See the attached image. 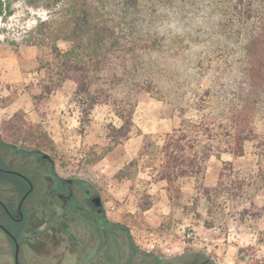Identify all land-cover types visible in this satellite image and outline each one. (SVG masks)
<instances>
[{"label":"rangeland","instance_id":"obj_1","mask_svg":"<svg viewBox=\"0 0 264 264\" xmlns=\"http://www.w3.org/2000/svg\"><path fill=\"white\" fill-rule=\"evenodd\" d=\"M197 7L178 5L171 12L166 6L160 10L153 4L144 6L155 20L164 22L160 31L168 37L162 51L137 58L147 62L154 87L138 95L130 132L135 138L142 133L136 151L131 149L136 142L127 145L124 136L115 142L107 137L106 126L122 122L108 104L97 105L92 123L85 125L84 134L78 132L81 114L71 98L77 76L70 73L61 88H53L60 77L50 48L25 43L29 31L51 11L43 3L1 0L0 138L21 149L46 153L61 175L84 178L97 186L106 198L109 216L130 228L142 250L151 254L148 260L158 257L177 264L180 256L198 252L215 264H264V188L256 197L259 214L250 215L226 195L209 203L196 194L192 177L178 180L170 191L168 183L158 178L163 163L159 147L166 133L179 126L181 110L197 118L193 106L197 93L213 84L212 75L206 73L196 90L186 89L190 77L185 71L195 65L196 54L205 47L184 41L191 33L196 38V30L207 25ZM59 45L67 49L66 43ZM105 148L106 156L93 162L91 152ZM245 148L249 158L238 162L241 168L250 163L252 142L247 141ZM220 159L212 156L208 162L210 176L217 165L221 171ZM205 184L209 186L210 180L205 178ZM145 202L151 203L147 210H143Z\"/></svg>","mask_w":264,"mask_h":264},{"label":"trees","instance_id":"obj_2","mask_svg":"<svg viewBox=\"0 0 264 264\" xmlns=\"http://www.w3.org/2000/svg\"><path fill=\"white\" fill-rule=\"evenodd\" d=\"M27 1L32 6L43 3L51 11L29 31L25 43L50 48L60 77L53 88H61L70 73L77 76L71 98L81 114L78 132L84 134L85 125L92 123L97 105L108 104L122 121L106 126L107 137L114 142L118 136L129 138L139 92L154 87L147 62L137 58L162 51L168 37L160 31L164 22L155 20L144 6L153 4L159 10L166 6L176 12L178 5H197L207 25L196 30V38L191 33L184 41L205 47L185 71L190 77L186 89L196 90L206 73L213 84L197 93L193 102L197 118L181 110L179 126L166 133L159 147L163 163L158 178L170 191L178 180L192 177L196 194L209 203L226 195L247 214H259L256 197L264 188V0ZM61 42L67 44L66 50L60 48ZM247 141L252 142L250 163L241 168L238 162L249 158ZM101 150L91 152L93 162L108 153V148ZM223 153L233 159L223 161L219 183L207 186L208 162ZM150 207L145 202L143 210Z\"/></svg>","mask_w":264,"mask_h":264},{"label":"flooded vegetation","instance_id":"obj_3","mask_svg":"<svg viewBox=\"0 0 264 264\" xmlns=\"http://www.w3.org/2000/svg\"><path fill=\"white\" fill-rule=\"evenodd\" d=\"M150 255L109 216L97 186L0 138V264H168ZM177 264L215 263L192 252Z\"/></svg>","mask_w":264,"mask_h":264},{"label":"crops","instance_id":"obj_4","mask_svg":"<svg viewBox=\"0 0 264 264\" xmlns=\"http://www.w3.org/2000/svg\"><path fill=\"white\" fill-rule=\"evenodd\" d=\"M74 90V87H73V89H72V91ZM175 127H178L177 125L175 126ZM173 130V129H172ZM142 135V133H140V135H138L137 136V138H135L134 136H129V138L127 139V145H132L133 144V142H136V148H131V149H136V151L138 150L137 148L139 147L138 145H140V144H138L139 143V137ZM224 155H227V157L226 158H224ZM221 158V159H220ZM219 159H220V161H225V160H232L233 159V157H232V155L231 154H228V153H223L222 155H221V157H220ZM211 159V158H210ZM210 161V160H209ZM209 168H210V164H209V167H207V176H206V180L208 181V179L210 180V184H209V186H214V185H216L218 182H219V173H220V170H219V166L217 165V166H215V168H217V172L215 173V175L213 174V175H209ZM156 206H158L157 204H155ZM154 206V205H153Z\"/></svg>","mask_w":264,"mask_h":264}]
</instances>
